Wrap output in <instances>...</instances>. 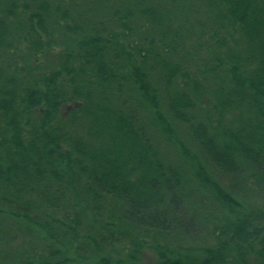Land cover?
Listing matches in <instances>:
<instances>
[{"label":"trees","instance_id":"1","mask_svg":"<svg viewBox=\"0 0 264 264\" xmlns=\"http://www.w3.org/2000/svg\"><path fill=\"white\" fill-rule=\"evenodd\" d=\"M146 238L264 264V0H0V264Z\"/></svg>","mask_w":264,"mask_h":264},{"label":"rangeland","instance_id":"2","mask_svg":"<svg viewBox=\"0 0 264 264\" xmlns=\"http://www.w3.org/2000/svg\"><path fill=\"white\" fill-rule=\"evenodd\" d=\"M194 231L195 234L194 235H198V232L201 231V226L198 225V223L196 225H194ZM186 230V229H183ZM182 232V230H181ZM155 245H161L160 241L157 242H152V240L150 238H146L144 240V244H143V248L141 249V251L138 254V264H153V262L157 259L156 256V252L155 250H152L151 247Z\"/></svg>","mask_w":264,"mask_h":264}]
</instances>
